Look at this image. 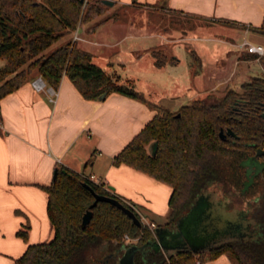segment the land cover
<instances>
[{"label": "trees", "instance_id": "obj_1", "mask_svg": "<svg viewBox=\"0 0 264 264\" xmlns=\"http://www.w3.org/2000/svg\"><path fill=\"white\" fill-rule=\"evenodd\" d=\"M103 8L108 6L101 0H0V61L4 62L0 66V99L34 76L57 89L65 75L87 100L114 92L145 102L156 114L112 158V164L130 166L172 188L163 228L176 229L197 195L214 183L226 194L251 200L261 233L253 239L221 241L207 250L179 248L164 254L155 247L154 228L144 223L136 226L106 202L92 208L90 222L81 228V217L94 200L92 191L117 199L139 220L141 214L110 187L57 165L51 183L41 187L47 194L53 236L47 242L29 244L14 264H91L94 258L99 264H117L127 247L125 234L136 239L133 264H203L221 254L233 264H264V169L248 181L244 167L261 142L257 130L264 128V122L258 105L264 103V75L250 77L239 91L228 88L220 97H198L171 111L148 101L131 80L113 79L93 61L90 52L71 41L78 24L91 30L100 23L96 18ZM249 30L264 35V17L259 27ZM191 54L200 66L199 57ZM227 128L235 137L221 139L220 130ZM19 235L26 239L25 231Z\"/></svg>", "mask_w": 264, "mask_h": 264}, {"label": "crops", "instance_id": "obj_2", "mask_svg": "<svg viewBox=\"0 0 264 264\" xmlns=\"http://www.w3.org/2000/svg\"><path fill=\"white\" fill-rule=\"evenodd\" d=\"M109 1L113 5L108 8L118 9L114 16L91 30L81 25L79 33L84 40L76 42L77 45L90 52L93 58L95 51L106 47L108 50H101L96 56L102 62L98 65L113 79L131 80L135 87L144 82L173 91V84L167 86V82L161 83L155 78V74L160 73L153 72L152 67L159 71L168 67H157L154 57L158 55L154 53L159 50L165 55L164 51L170 48L174 61L169 63L177 66L181 59L174 52L175 47L189 42L197 44L191 51L199 57L201 69L192 72L191 76L197 78H188L191 83L196 81L197 86L199 78L202 82L209 81V86L201 83L202 93L189 96L187 103L201 95L205 97L229 88V77L223 80L215 77L225 69L219 59L222 54L217 53L218 50L210 56L206 42L230 47L237 61L252 59L249 57L253 54L239 46L243 39L264 47V35L249 30V27L261 25L264 0ZM179 18L204 22L207 30L185 35ZM211 30L235 36L239 41L235 43L214 36ZM258 61L264 73V55ZM38 77H32L0 99V264H14L29 244L52 238L53 229L46 212L47 194L41 187L51 183L57 165L87 177L93 176L110 187L115 195L134 205L155 227V219L163 220L164 224L172 188L130 166L112 164V158L156 114V109L114 92L101 100H87L65 75L57 89L46 85L45 90L36 91L31 81ZM215 81H219L218 84H213ZM140 92L144 95V90ZM181 105L184 104L174 109L161 106L175 111ZM165 229L168 232L163 236L169 240V233L174 229ZM23 231L26 239L19 235ZM155 242H158L156 236ZM125 244L135 245V242ZM177 249L168 244L166 249L160 247L164 254ZM203 264L233 263L227 255L221 254Z\"/></svg>", "mask_w": 264, "mask_h": 264}, {"label": "rangeland", "instance_id": "obj_3", "mask_svg": "<svg viewBox=\"0 0 264 264\" xmlns=\"http://www.w3.org/2000/svg\"><path fill=\"white\" fill-rule=\"evenodd\" d=\"M116 10L118 9L113 8L111 10L110 8H103V11L96 19L100 22L107 20L114 16ZM178 21L182 22L179 24L183 26L185 35L199 30L200 32L207 30L205 29L207 24L198 20L179 18ZM90 27L91 25L87 26L88 29H90ZM169 34L175 36L181 35V33L176 32H170ZM210 34L217 37L221 36L235 43L239 41L235 36L229 37L213 30L210 31ZM63 42L64 40L54 44L50 48V51ZM205 44L209 48L210 56L218 50L217 53L222 54L219 59L223 61L225 69L223 72L217 73L215 77L217 80H223L225 77H229L227 86L230 89L239 91L241 89V84L250 77L264 75V73H261L262 63L258 61L259 59H253L252 57H254V55H250L249 58L252 59L237 61L230 47L226 48V46L216 42H206ZM196 45L195 43L189 42L188 45H178L175 47L174 52L177 53L181 59L177 66H172L169 63V58L173 56L170 48L164 51L166 57L160 56L159 50L155 52L158 55L156 59L160 62L159 67L165 65L168 67L166 70H162L163 72L159 71L158 68L152 67L153 72L157 71L160 73V75L155 74V78H158L157 81L161 83L167 82V86L173 84V86H171L172 88L175 87L173 91H165V89L155 88V86H149L147 84L145 85L144 82L137 84L136 87L134 85L135 89L139 91L144 90V96L147 100L161 104L169 109H174L179 104H187V98L195 93L200 92L201 94L203 91L202 87H200V85H202L201 83H204L205 86H209V81L202 82L201 78H199V86H197L196 81L191 83V79L188 78L195 77L196 75L191 76L192 72H198L201 69V66L195 65L191 54L193 46ZM101 50L106 51L108 49L106 47L98 49V51H95V56L98 52L102 53ZM95 56L93 61L97 64H101L100 57ZM1 64L2 62L0 61V65ZM169 68L171 71H169ZM197 77L198 76H196V78ZM186 78L189 80H187V83H185ZM218 82L219 81H215L213 84H218ZM176 83L177 86H174ZM225 85L226 84H224V86ZM224 91L225 89L221 90L219 93L214 92L210 95L213 97H220ZM200 97L203 96L201 95ZM97 183L101 184V181L98 180ZM252 205L253 204L248 205L245 200L241 201L237 195L231 192L226 194L217 184L209 183L206 188L197 195L191 208L179 219L174 231L177 230V232L181 233V237L178 238L179 235L174 233L171 235L170 239L167 240L163 236V243L166 246L168 244L173 247L187 246L198 250H207L210 246L225 240L256 238L257 235L261 233L259 230L261 228L257 224L258 214L256 215L254 211L255 205L253 207ZM155 220L157 226L154 229L160 231L163 229V220ZM119 260L120 258H118V264H120ZM92 263L99 264V261L94 258ZM123 264H129L128 257L123 259Z\"/></svg>", "mask_w": 264, "mask_h": 264}, {"label": "water", "instance_id": "obj_4", "mask_svg": "<svg viewBox=\"0 0 264 264\" xmlns=\"http://www.w3.org/2000/svg\"><path fill=\"white\" fill-rule=\"evenodd\" d=\"M79 1L83 2L84 0H79ZM101 2H102V4H104L106 6H112L113 5V2L109 1V0H101ZM105 95H106V93L101 94L99 96V99L100 100L103 99L105 97ZM227 135L235 136V134L232 132L231 129H227L225 132L223 130H220L219 136L221 139H225V137ZM261 153H264V149H258L256 152V155H259ZM56 173H57V171L54 170L53 178L56 176ZM84 185L89 188V186L87 184H84ZM92 193H93L94 200H93L92 204L86 209V211L83 213V215L81 217V223H80L81 228H85L88 225V223L90 222V220L92 218V208L98 202H106V203H109L110 205L115 206L116 208L120 209L125 215H127V217H129L136 226H141V222L135 216V214L130 209L123 206L117 199L111 198L108 196H104V195H100V194H96L93 191H92ZM176 227H177V225H176ZM165 232H168L165 228L161 229L160 231L154 229V235L158 238V242H155V247L157 249H160V247H162L163 249L167 248V246L163 243V235ZM174 233L179 235L178 238H180L182 235L181 233L177 232V230H176V231H173V233H169L170 237ZM177 248L178 249L179 248H189V249H193V250H198V249L187 247V246H181V247H177ZM136 250H137L136 245H128L127 247H125L124 252H123V256L119 260L120 264H123V259L125 257L129 258V264H133V253ZM117 264H118V262H117Z\"/></svg>", "mask_w": 264, "mask_h": 264}, {"label": "built area", "instance_id": "obj_5", "mask_svg": "<svg viewBox=\"0 0 264 264\" xmlns=\"http://www.w3.org/2000/svg\"><path fill=\"white\" fill-rule=\"evenodd\" d=\"M80 29H81V25L78 24L75 28V30L72 33V37H71V41L72 42H78V41H83V37L80 35ZM240 47L245 48V50L250 53V54H254L256 55V59H259L260 57H262L264 55V47L260 44H256V43H251L246 39H243L240 44ZM31 85L33 86V88L36 91H43L45 90V86L46 84L44 83V81L42 80L41 77H38L34 80L31 81ZM48 91H51V89ZM89 179L94 181V182H98V180L94 179L93 176H89ZM140 222L144 223L145 225H147L149 228L153 229L155 227V224L151 221H149V219L147 217H145L144 215H140ZM123 241L124 243L127 242H136V239L130 238L127 234H125L123 236ZM196 263H199L198 261Z\"/></svg>", "mask_w": 264, "mask_h": 264}, {"label": "flooded vegetation", "instance_id": "obj_6", "mask_svg": "<svg viewBox=\"0 0 264 264\" xmlns=\"http://www.w3.org/2000/svg\"><path fill=\"white\" fill-rule=\"evenodd\" d=\"M260 76H263V75H260ZM258 106L260 108L259 115L263 119V122H264V103H260ZM227 129H230V128H227ZM257 131L260 136L259 139L261 140V142L260 144H258L257 142L258 145L255 146L254 153L250 155L244 162V167H245V171L248 177L247 178L248 181L252 180L257 174L261 173L262 170L264 169V153L256 155V152L258 149H264V128H260ZM227 136H230V135H227ZM231 137H235V136H231ZM244 200L248 203V205L251 202L250 199L249 200L241 199V201H244Z\"/></svg>", "mask_w": 264, "mask_h": 264}]
</instances>
